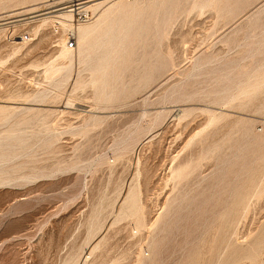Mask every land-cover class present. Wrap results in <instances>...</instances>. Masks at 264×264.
<instances>
[{"label": "rangeland", "instance_id": "obj_1", "mask_svg": "<svg viewBox=\"0 0 264 264\" xmlns=\"http://www.w3.org/2000/svg\"><path fill=\"white\" fill-rule=\"evenodd\" d=\"M122 1L133 0H111L103 9H114ZM43 6L38 4V11L31 12L10 7L0 11V23L4 14L27 19ZM90 10L93 19L87 23L99 14ZM255 18V30L239 34L237 44L228 42L239 24L247 29ZM39 23L18 27L30 33L29 42L10 40L0 25V106L6 107L0 110V157L5 156L0 179L8 174L13 178L0 185V264H63L72 251L80 253L78 262L87 258V264H149L151 258L153 264H189L202 245L204 264L233 255L226 228L216 231L219 214L229 205V198L216 201L219 181L212 175L217 173L216 156L177 182L171 179V168L200 158L204 145L188 141L205 129L206 111L226 115L207 129V143L233 145L243 132L242 126L234 128L238 120L247 121L253 133L263 131V113L218 105L214 93L203 99L198 94L226 77L238 57L246 61L244 50H264V0H253L230 22L214 9L178 16L163 42L172 52L174 65L141 92L106 106L96 102L92 74L81 62L76 37L74 48L64 53L65 40L62 43L59 35L54 36L48 22L35 31ZM143 55L139 50L135 57ZM205 55L212 61L188 75L196 57ZM263 56L258 53L247 60L260 62ZM50 64L62 70L48 75L45 70ZM147 67L137 61L124 77V85L136 86ZM173 86L179 89L172 91ZM39 94L43 98L34 99ZM164 95L168 98L160 101ZM157 111L162 115L155 119ZM250 151L245 153L247 158H264L259 148ZM249 165L254 168L251 161ZM249 175L251 171L239 177ZM243 185L227 183L226 194ZM137 190L150 221L148 229L136 232L129 199ZM171 200L176 214L165 215ZM122 207L128 212L123 213ZM154 219L158 223L151 225ZM262 224L264 196L252 201L239 219L234 243L244 248ZM101 239L105 242L89 256ZM258 255L256 262L241 258L237 264H264V249Z\"/></svg>", "mask_w": 264, "mask_h": 264}, {"label": "bare ground", "instance_id": "obj_2", "mask_svg": "<svg viewBox=\"0 0 264 264\" xmlns=\"http://www.w3.org/2000/svg\"><path fill=\"white\" fill-rule=\"evenodd\" d=\"M40 1L42 0H0V11L5 12L7 11L6 9L14 6H20L17 9H23L22 11H38V4L43 3L44 5L45 0L42 2ZM109 1L111 0H91L89 7L99 13L98 17L90 23H83L73 27V33L79 45L78 54L81 62L86 65L92 74L90 83L96 92V102L103 106L114 101L123 102L135 93L141 92L155 79L164 76L168 69L174 65L172 52L169 46L163 42L164 38L168 35L169 26L178 16L192 10L201 11L204 9H214L219 12L220 16L224 17L227 22H230L253 2V0H153V2L149 4V0H133L131 3L122 1L114 9H110V7L103 9ZM142 3L144 4L143 7H141ZM18 12L19 11H17V13ZM257 21L258 20L255 18L247 29H244L243 25L239 24L234 30L233 35L228 39V42L230 44H237L240 39L239 34L246 35L250 31L255 30ZM38 22L40 23L35 26V31H39L45 25L47 19L46 17H41ZM61 26L63 32L71 28L70 24L66 21H62ZM62 36L63 34L61 33L59 39L63 43L65 39ZM183 39L185 40V38ZM181 40L180 42L183 41ZM184 45L182 44V46ZM68 50L69 49L62 44V52L67 53L69 52ZM139 50H143L144 55L137 58L135 54ZM244 51L245 52L242 53H244L246 61H241L238 57L237 62L230 65L231 70H229L227 76L215 80V86L206 93L198 94V97L203 99L206 98L205 96L208 97L211 93H214L215 96L212 99L218 105H227L242 110L258 111L264 114V56L261 60L262 62H249L250 59H254L258 53L264 55V50H256V48H254ZM247 59H249V61ZM137 61L142 66H144L146 62L148 67L144 70V76L139 79L136 86L126 87L124 85V77ZM211 61L212 57L210 55L196 57L188 75H193L196 69ZM57 65L50 64L47 66V69L45 68L47 70H45V72H48V75L59 73L62 69L60 65ZM230 73L231 75H229ZM174 89L178 90L179 88L173 86L172 91ZM42 98L43 95L41 94L34 96V99L37 100ZM167 98L168 95H164L160 98V101ZM5 108L6 107L0 106V110ZM206 112L209 114V121L205 127L206 130L204 129L203 131L196 132L188 141V144L199 141L204 145L200 158H198V161L190 160L184 163L179 162L176 167L173 166L171 168V179L176 182L184 179L189 174L199 170L202 161L216 156L218 159L216 168L217 173L212 174L220 184L217 183L219 189L216 191V201L221 203L223 199L227 200L229 198V205L219 214V223L216 231L220 230V232H222L224 230L223 228H226L225 238L234 254L229 255L226 259L218 257L211 264H237L241 258L256 262L259 256L258 253L264 249V224L260 225L261 231L257 234L258 236H252L244 248L240 247V245H236L234 239L238 234L235 230V226L241 216H243L245 211L249 208L250 203L264 196V158H249V156L247 158L245 154L250 150L255 151L256 147L264 154V123L261 133H253L247 121L238 120L234 128L238 129L242 126V135L235 139L233 145L224 147L220 143H207L210 137V132L207 131V129L223 120L226 115L221 111ZM160 115H162V112H155V119L159 118ZM142 132L141 130L138 133ZM232 134L233 131L229 133V135ZM2 158H5V156L0 157V162L4 160ZM250 161L251 164L254 165V168H251L249 165ZM249 171H251L252 175L244 179L239 177ZM233 176L234 179L232 178ZM202 179H204V177ZM24 180L27 181L26 179ZM10 181H13V178L8 174L0 179V185ZM231 181L243 182L245 186L232 187L231 193L227 195L226 184ZM183 193L184 194L180 196L182 199L186 195L185 192ZM130 194L129 207H133V212H129V214L135 216V220L132 223H134V228L137 232L143 227H146L150 220L146 219L142 204L138 202L140 191H132ZM182 199L179 200L178 203L182 202ZM174 203L175 200L168 202L165 215L176 214L175 209H173L175 207L173 206ZM126 207H122L121 210L123 213L128 212L126 211ZM178 208L179 206L176 207V209ZM157 223L158 221L155 220L151 225ZM170 230L171 227L168 228V231ZM246 235H248V232ZM233 237L235 238L232 239ZM241 238L243 239V237ZM104 242V239L99 240L90 250L89 256L96 246ZM154 247L155 244L153 239L150 249L153 250ZM201 249L189 260V264L205 263V258L202 257L203 253L206 254L205 246L202 245ZM79 257V252L72 251L63 264H87V258H82V261L78 262ZM154 260V258H151L149 261L147 259V263L153 264ZM142 264L146 263L143 261Z\"/></svg>", "mask_w": 264, "mask_h": 264}, {"label": "built area", "instance_id": "obj_3", "mask_svg": "<svg viewBox=\"0 0 264 264\" xmlns=\"http://www.w3.org/2000/svg\"><path fill=\"white\" fill-rule=\"evenodd\" d=\"M91 0H45L44 8L38 13H32L28 16V20L23 16H14V14H4L1 18V25L7 31L8 38L13 40L19 38L22 42H29L31 40L30 33L27 31H19L18 27L21 25L34 24L40 20L41 17H46L50 24V31L54 36L61 33L65 38V47L67 49L74 48L75 36L73 27L87 23L93 19V14L90 10ZM26 20V21H25ZM66 21L70 24V29L63 32L61 22Z\"/></svg>", "mask_w": 264, "mask_h": 264}]
</instances>
